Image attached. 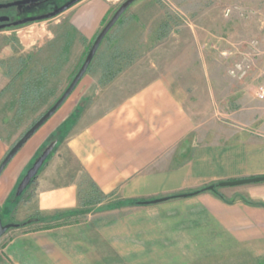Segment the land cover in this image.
I'll use <instances>...</instances> for the list:
<instances>
[{"label": "crops", "instance_id": "1", "mask_svg": "<svg viewBox=\"0 0 264 264\" xmlns=\"http://www.w3.org/2000/svg\"><path fill=\"white\" fill-rule=\"evenodd\" d=\"M110 8L109 0H81L69 9L82 43L95 38ZM1 35H11L10 43ZM78 39L65 43L66 66L76 59ZM54 40L40 20L0 30V163L15 144L9 130L24 85L23 67L12 80L10 49H18L15 59L23 64L25 53ZM78 103L74 90L3 170L0 213L22 221L36 212L52 217L76 209L84 175L106 199L100 210L55 217L48 227L10 228L0 238V264H192L223 246L234 254L264 252V181L216 186L226 198L212 190L168 198L264 176V103L203 125L161 77L97 117L78 118ZM58 127L66 128L64 139H54V151L18 196L37 151ZM115 200L119 205H111ZM137 200L151 202L130 204Z\"/></svg>", "mask_w": 264, "mask_h": 264}, {"label": "rangeland", "instance_id": "2", "mask_svg": "<svg viewBox=\"0 0 264 264\" xmlns=\"http://www.w3.org/2000/svg\"><path fill=\"white\" fill-rule=\"evenodd\" d=\"M109 1L111 8L99 32L125 0ZM70 15L68 9L40 20L55 33V40L25 53L28 62L21 64L15 59L18 49H10L9 62H14L9 70L12 80L19 78L17 74L23 67L24 82L19 109L9 130L15 136L14 143L63 94L99 34L90 43H82L85 39L69 23ZM108 34L83 77L85 81H80L75 89L79 95L78 118L105 113L159 77L170 83L197 123L203 125L210 124L213 118L227 122L233 111L252 103H264L256 95L264 84V0H136ZM75 35L79 38L76 59L66 66L65 43ZM1 36L5 43L15 37ZM109 61L115 77L107 82ZM66 131L58 127L37 154L55 138L64 139ZM92 183L84 175L79 207L55 214L100 210L105 195L99 203H85L86 198L92 200L99 195L94 193ZM111 205L119 203L115 200ZM14 209L13 206L10 212ZM50 215L36 212L22 221L4 214L2 217L5 224H17L40 216L41 219L26 227L41 228L51 226V221L44 220ZM238 248L247 249L240 245ZM222 249L220 254H207L205 260L192 264H264V252L234 254L224 252L229 249L227 246Z\"/></svg>", "mask_w": 264, "mask_h": 264}, {"label": "water", "instance_id": "3", "mask_svg": "<svg viewBox=\"0 0 264 264\" xmlns=\"http://www.w3.org/2000/svg\"><path fill=\"white\" fill-rule=\"evenodd\" d=\"M37 0H25L22 3H29ZM80 0H72L69 3H67L62 8L49 13L47 15H42L38 17H32L27 20H23L20 22L15 23L14 25H22L28 22H34L43 20L46 18L54 17L63 11H65L67 8L72 6L73 4L77 3ZM136 0H125L114 12L112 17L109 19V21L104 25L102 30L97 35L96 39L94 40L91 48L89 49V52L86 55V58L84 62L82 63L81 67L77 71V73L72 78L70 84L66 88V90L63 92V94L57 99V101L17 140V142L10 148L8 153L6 154L5 158L0 163V175L3 172V170L6 168V166L9 164V162L15 157V155L21 150V148L27 143V141L57 112V110L63 105V103L67 100V98L73 93L81 79L85 76V74L88 71V68L90 67L93 59L95 58L103 40L105 39L106 35L111 31V29L116 25L118 20L121 18V16L129 9V7L135 2ZM20 2H17L18 4ZM58 140H54L47 146L44 151L37 157L33 165L28 169L27 173L21 180V182L18 185L17 188V195H21L27 187L31 184L32 180L35 178V176L39 173L41 168L43 167L45 161L48 159V157L51 155V153L54 151L55 147L57 146ZM264 181V176L259 177H253V178H244L239 180H233V181H225L220 182V186H227V185H241V184H247V183H255V182H261ZM209 188L216 189L214 185L209 186ZM187 195V194H183ZM160 201V199L154 200L152 202ZM151 201H148L147 203H150ZM16 223H4L3 218L0 213V238L12 227H16Z\"/></svg>", "mask_w": 264, "mask_h": 264}, {"label": "flooded vegetation", "instance_id": "4", "mask_svg": "<svg viewBox=\"0 0 264 264\" xmlns=\"http://www.w3.org/2000/svg\"><path fill=\"white\" fill-rule=\"evenodd\" d=\"M23 1L25 0H0V30L16 27L14 25L15 23L27 20L32 17H38L52 13L62 8L72 0H37L29 3H22ZM17 2L20 3L16 4ZM72 6L66 10L70 9Z\"/></svg>", "mask_w": 264, "mask_h": 264}, {"label": "trees", "instance_id": "5", "mask_svg": "<svg viewBox=\"0 0 264 264\" xmlns=\"http://www.w3.org/2000/svg\"><path fill=\"white\" fill-rule=\"evenodd\" d=\"M124 15V14H123ZM123 15L121 16V18L123 17ZM120 18V19H121ZM120 19L118 20V21H120ZM117 24V23H116ZM108 35L109 34H107L106 35V37H105V39L108 37ZM104 41V40H103ZM90 49V48H89ZM86 55H87V53H86ZM93 62V61H92ZM91 65H92V63H91ZM91 65H90V67H91ZM108 66H107V74H109L108 76V79H107V82L108 81H110L111 79H113L114 77H115V73H113V70H112V63L109 61L108 62V64H107ZM90 67L88 68V71H89V69H90ZM80 68V67H79ZM87 71V72H88ZM74 77V76H73ZM58 139H59V141H61L62 139H63V137L62 136H59V137H57ZM39 155V154H38ZM37 155V156H38ZM37 156L35 157V159L37 158ZM47 162V160L45 161V163ZM45 163H44V165H45ZM43 165V166H44ZM38 176V174L35 176V178L32 180V182L36 179V177ZM31 182V183H32ZM92 185L94 186V189H95V192L94 193H96V195H98V196H95V199H88V198H86V205H88V203H90V204H95V203H99L102 199H103V197H102V193H101V191L99 190V188L94 184V183H92ZM219 185V183H217V184H214V186L216 187V186H218ZM27 190V189H26ZM25 190V191H26ZM208 190H211L210 188H209V186H206V187H203V188H200V189H197V190H194V191H191V192H188V193H186L187 195H194V194H198V193H201V192H203V191H208ZM24 191V192H25ZM212 191H214V192H216L218 195H220L222 198H223V196L217 191V189H212ZM24 192L21 194V196L24 194ZM181 195H183V194H174V195H171V196H169L168 198H174V197H178V196H181ZM148 201H144V200H137V201H134V202H132V203H134V204H144V203H147ZM78 213V211H71V212H69V213ZM69 213H56L54 216H52V217H44V220H46V221H53L54 220V218L55 217H61V216H63V215H65V214H69ZM42 217H40L39 216V218H36L35 220H33V219H31V218H29V219H27L26 221H24V222H22V223H17V226L16 227H26V226H28V225H31V224H33V221H36V220H39V219H41Z\"/></svg>", "mask_w": 264, "mask_h": 264}, {"label": "built area", "instance_id": "6", "mask_svg": "<svg viewBox=\"0 0 264 264\" xmlns=\"http://www.w3.org/2000/svg\"><path fill=\"white\" fill-rule=\"evenodd\" d=\"M256 95H257L258 99L264 100V84L259 86Z\"/></svg>", "mask_w": 264, "mask_h": 264}]
</instances>
